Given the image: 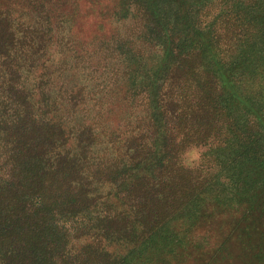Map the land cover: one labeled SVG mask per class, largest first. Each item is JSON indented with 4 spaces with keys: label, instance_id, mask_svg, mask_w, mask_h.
<instances>
[{
    "label": "trees",
    "instance_id": "obj_1",
    "mask_svg": "<svg viewBox=\"0 0 264 264\" xmlns=\"http://www.w3.org/2000/svg\"><path fill=\"white\" fill-rule=\"evenodd\" d=\"M213 1L54 0L42 29L0 7V264L264 263V0ZM127 17L129 44H102L145 59L90 118L50 50Z\"/></svg>",
    "mask_w": 264,
    "mask_h": 264
},
{
    "label": "rangeland",
    "instance_id": "obj_2",
    "mask_svg": "<svg viewBox=\"0 0 264 264\" xmlns=\"http://www.w3.org/2000/svg\"><path fill=\"white\" fill-rule=\"evenodd\" d=\"M250 1L251 0H214L211 5L212 11L210 13V18L216 15L222 6H226L228 11L231 12L234 11V6L239 5V7L242 8L245 4H249ZM53 2L54 0H0V7L2 9H10L12 14L16 17L26 20L31 19L30 21H32L33 24L42 29L46 24L45 18ZM69 7L68 5L66 11L70 13V10H68ZM257 13L261 14L262 11ZM133 21L134 19L128 17L118 22H110L109 20V23L116 27L113 26L110 28L108 26L104 31H99L96 23H94L91 27L80 25L77 29H73L72 33H67L66 35L63 33L62 45L60 48H51L52 50H50L51 52L49 53L51 66L57 63L59 67L56 70L54 68L50 72L48 69L46 75L43 76L49 79L48 85L51 86V83L55 82L56 84L66 85V89L72 88V86L75 85L82 86L86 101L87 98L91 99L88 103L89 105H84V114H89L91 118L94 111L95 114L96 111L100 112L103 104L102 100L99 99H101L102 96L108 98L110 102L111 98L118 97L119 95L120 90L117 81L120 79V68L130 71L129 67H131L133 63L137 65L136 62H142V60L145 59V51L139 55V57L129 54L127 49L135 47L133 45L125 46L126 49L123 50L117 49L112 45V49L110 48L111 50H108L105 44H102L103 39H108L111 34L113 37L118 38L121 42L120 44H129L127 42L137 33V29H135L137 25H135ZM67 31L69 30L67 29L63 32ZM136 47L138 46L136 45ZM59 57L60 59H58ZM137 68L139 69L137 74L133 75L132 78L130 77L135 80L133 85L131 84V101L128 102L130 110L131 108L134 109L135 107L141 106L143 100L148 97L146 90V84L149 81L147 77L148 74L142 72V70H144L142 65H138ZM135 85L138 86L133 90ZM58 86L59 85H57V88ZM133 95L135 98L132 97ZM89 107H93L94 110L90 112ZM198 157V151L192 150L187 154V159L190 162H196ZM230 214L237 215L236 212H231ZM261 217L264 218V209L261 211ZM255 218L260 219L257 218V213ZM246 223L247 226H249V231L257 230L255 236L264 229V221H258L257 224H255L253 221L249 220ZM241 260H244L242 256L238 259L239 264L243 263H240ZM256 262L255 264H258V261ZM259 264L264 263L262 262Z\"/></svg>",
    "mask_w": 264,
    "mask_h": 264
}]
</instances>
